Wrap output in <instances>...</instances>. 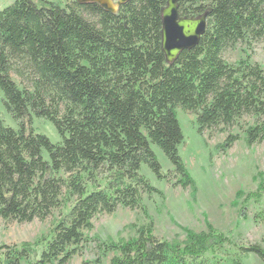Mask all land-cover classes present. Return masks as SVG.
<instances>
[{
    "label": "trees",
    "instance_id": "obj_1",
    "mask_svg": "<svg viewBox=\"0 0 264 264\" xmlns=\"http://www.w3.org/2000/svg\"><path fill=\"white\" fill-rule=\"evenodd\" d=\"M166 1L127 0L113 13L77 0H14L0 10L1 102L17 124L0 117V219L29 223L58 213L46 238L0 245V264H68L91 241L97 215L142 212L143 194H160L142 165L159 181L192 186L178 152V109L195 116L199 135L225 134L216 151L241 137L264 146V69L248 53L235 63L222 56L264 40V0H178L179 16L207 17L198 43L171 63L161 48ZM32 117L51 122L60 141L34 132ZM262 196L264 178L246 200ZM254 221L264 223V211ZM184 232V242L169 243L149 222L125 241L93 239L95 262L111 254L108 264H221L225 235L211 226ZM248 253L264 263V249L252 243L237 246L232 264Z\"/></svg>",
    "mask_w": 264,
    "mask_h": 264
},
{
    "label": "rangeland",
    "instance_id": "obj_2",
    "mask_svg": "<svg viewBox=\"0 0 264 264\" xmlns=\"http://www.w3.org/2000/svg\"><path fill=\"white\" fill-rule=\"evenodd\" d=\"M13 1L0 0V10ZM50 1L63 4L71 0ZM245 53L250 55L251 61L259 63L264 69V40L248 47L238 43L234 48L226 49L222 56L226 62L235 63ZM1 97L0 92L2 123L16 129L17 124L4 109ZM177 117L184 137L178 152L191 175L192 186H173L174 178L169 182L159 181L142 165L140 173L160 191V194H143L145 210L142 212L119 207L111 214L97 215L92 220V229L87 232L91 241L83 246L81 252L68 264H108L111 254L100 262H95L93 239L105 242L125 241L135 236L136 228L146 226L149 222L157 238L173 244L185 241L184 229L200 233L207 232L211 226L230 240L229 244L216 253L221 264H232L239 245L258 243L264 249V223L254 221V216L264 211V196L258 201L254 198L246 200L247 194L257 190L260 178H264V146H249L241 137L222 153L216 151L215 146L223 141L224 133L205 131L203 135H199L192 113L178 109ZM31 127L34 132L47 136L52 143L60 141L53 124L45 119L32 117ZM153 149L162 169H170L163 153L157 147ZM44 155L47 156L46 153ZM57 215L54 211L43 221L35 219L29 223L0 219V245L33 244L46 238ZM239 259L240 264H264L252 253L239 254ZM29 263L24 261L20 264Z\"/></svg>",
    "mask_w": 264,
    "mask_h": 264
},
{
    "label": "water",
    "instance_id": "obj_3",
    "mask_svg": "<svg viewBox=\"0 0 264 264\" xmlns=\"http://www.w3.org/2000/svg\"><path fill=\"white\" fill-rule=\"evenodd\" d=\"M79 3H97L105 10L117 12L127 0H77ZM178 0H167L161 10V48L168 63L175 60L184 49L195 46L203 34L207 13L197 17H181L177 11Z\"/></svg>",
    "mask_w": 264,
    "mask_h": 264
}]
</instances>
